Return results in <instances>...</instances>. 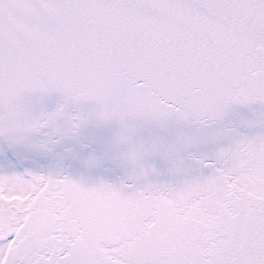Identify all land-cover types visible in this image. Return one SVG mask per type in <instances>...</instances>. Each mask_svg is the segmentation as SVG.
Instances as JSON below:
<instances>
[{
	"label": "snow or ice",
	"instance_id": "1",
	"mask_svg": "<svg viewBox=\"0 0 264 264\" xmlns=\"http://www.w3.org/2000/svg\"><path fill=\"white\" fill-rule=\"evenodd\" d=\"M0 264H264V0H0Z\"/></svg>",
	"mask_w": 264,
	"mask_h": 264
}]
</instances>
